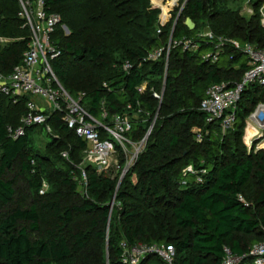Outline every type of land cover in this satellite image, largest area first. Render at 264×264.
I'll list each match as a JSON object with an SVG mask.
<instances>
[{"label": "trees", "instance_id": "obj_1", "mask_svg": "<svg viewBox=\"0 0 264 264\" xmlns=\"http://www.w3.org/2000/svg\"><path fill=\"white\" fill-rule=\"evenodd\" d=\"M45 1L49 11L60 15L58 11L63 6V10L69 11L76 4L73 8L80 14L87 9L84 0ZM129 1L140 8L149 2ZM223 4V0L186 2V20L191 19L196 28L190 31L185 23L179 22L175 25L173 39L189 37L199 42L200 48L196 52H183L180 47L172 50L167 68L164 60L144 61L150 52L167 43L144 34L143 43L131 41L121 24H113V37L108 42L95 45L84 41L81 47L59 35L58 29L53 40L62 55L53 61L52 67L72 96H79L81 77L70 83L68 60L73 57L76 62L99 63L106 73L104 85L83 97V105L96 118L101 119L103 104L108 112L104 122L110 123L116 114H132L127 108L129 104L137 110L140 103L151 117L157 114V120L145 149L122 182L125 185L128 175H136L133 190L138 195L130 194L127 188L118 190L121 173L100 175L94 166H88L85 168L88 196L81 198L78 204L66 206L61 188L68 187L77 194L83 171L69 165L65 172H51L49 178H55L59 189L41 194V174L47 168L43 158L35 152L31 138L34 130L44 126L28 128L25 136L13 139L8 128L19 127L27 112L29 97H21L17 103L1 98L0 207L6 211L0 215V264H126L122 260L123 244L132 248L142 243L172 246L175 264H224L227 251L234 257L244 258L250 256L255 245L264 242V149L249 152L243 140L246 117L264 101V88L253 86L246 92L235 126L224 135L220 124L207 123V115L200 110L211 85L232 86L250 66L247 56L233 47H226L215 63L202 57L201 52L210 47L215 49L218 40L199 37L198 25L208 23L219 36L264 48L260 19L256 27L250 22L245 28V20L225 11ZM19 10L18 0H0V37L15 40L0 45V67L6 74L22 63L30 43L31 32L18 16ZM152 13L154 15L146 22L149 28L156 22L159 11L152 10ZM87 33L89 29L81 26L78 37ZM116 54L120 56L117 58ZM127 61L134 65L128 72L123 68ZM144 83L148 91L140 93L138 88ZM164 85L160 103L152 92L161 93ZM151 121L135 120L128 138L141 141ZM49 125L75 139V144L63 138L57 141L61 153L69 154L65 160L70 161L74 152L86 150V143L62 121V114L52 113ZM199 130L204 134L202 142L195 139ZM18 161L22 172L28 175L32 204L27 209L11 207L16 195V179H7V175ZM120 161L124 165L123 155ZM190 165L196 174L185 175L184 170ZM252 189L256 192L253 200L249 194ZM114 197L122 201V205L110 208ZM146 210L160 212L155 215L156 220L170 217L178 235L155 239L145 227ZM110 225L107 237L106 229ZM162 225L167 231V223L163 221ZM94 242L107 243L106 261L81 257ZM139 264H162V261L155 257ZM248 264H254V260Z\"/></svg>", "mask_w": 264, "mask_h": 264}, {"label": "built area", "instance_id": "obj_2", "mask_svg": "<svg viewBox=\"0 0 264 264\" xmlns=\"http://www.w3.org/2000/svg\"><path fill=\"white\" fill-rule=\"evenodd\" d=\"M246 1L247 6L259 9L260 23L264 28V0ZM18 3L20 7L18 16L31 32L30 43L23 55L22 63L15 66L10 73H4L0 67V99L9 98L13 100V103H17L21 97H29V100L26 104L27 112L22 117L19 127L8 128L10 137L13 139L23 137L27 129L34 126H44L51 131L49 125L51 115L60 113L62 121L68 128L86 143L85 153L98 174L112 176L114 173H121L120 181H122L145 149L154 124L150 126L148 133L141 141L134 142L128 138L127 134L132 131L133 122L144 112L140 103H137V110L129 104L127 108L133 113L116 114L110 123L104 122L108 112L103 104L101 119L96 118L83 105V96L74 97L63 87L52 67L53 61L62 55V50L53 40L63 23L62 16L49 11L45 0H18ZM162 26L164 27L165 24L162 23ZM198 36L218 40L214 53L205 57L212 63L218 61L226 47H233L236 51L243 52L249 60L250 67L239 81L232 86H227L226 83L211 85L201 102L200 110L207 115V123L220 124L224 135L235 126L237 113L246 92L253 86L264 88V48L255 43L223 40L212 33ZM14 41L0 37V45ZM179 47L183 52H196L200 48V43L189 37H183L177 41L171 38L166 46L150 52L144 61L164 60L167 68L171 51ZM133 66L130 61H127L123 68L128 72ZM146 86L147 83L140 86L139 92L143 93ZM164 90L165 85L161 94H154L160 102L163 99ZM36 98L45 100L50 106L49 110L40 107L35 101ZM246 125L245 144L249 151L254 147L256 151L264 149V101H260L251 111L246 119ZM103 133L109 136L111 141L104 138ZM195 139L198 142L204 140L201 130L196 131ZM129 146L135 148L134 152L128 151ZM120 155L124 156V165L121 164ZM63 156L68 159V152L63 153ZM184 174H196V172L190 165L184 170ZM87 180V174L83 171L81 181L87 184ZM198 181L201 182L202 179L199 177ZM44 193L42 189L41 194ZM123 248L122 260L126 264H139L140 259L151 256L160 258L162 264H175V250L172 246L142 243L132 248L123 244ZM227 253L224 264H233L234 256L230 251ZM250 254L254 264H264V242L255 245Z\"/></svg>", "mask_w": 264, "mask_h": 264}, {"label": "rangeland", "instance_id": "obj_3", "mask_svg": "<svg viewBox=\"0 0 264 264\" xmlns=\"http://www.w3.org/2000/svg\"><path fill=\"white\" fill-rule=\"evenodd\" d=\"M187 1L188 0H149L148 4L144 8H140L139 5L131 3L129 0H116L115 2L114 0H84V3H86L87 5V9L81 14L77 13L76 9L74 10L73 7L76 4H73L71 8L68 9L69 11L63 10L65 9V6H63L62 9L58 11L61 13L63 20L62 25L59 27V35L67 37L68 40L75 43L76 47L83 46L85 44L84 41L90 42L89 44L97 45L104 41L108 42L113 37V33L111 31L112 29H114L113 24H121L125 26L128 32V39L131 41L141 43V37L144 34L149 36L150 38H160L162 42L168 44L170 39L174 36L175 25L179 22H186L184 8ZM223 3V5L225 6V11L233 12L240 18L245 20V23H243L245 28L249 26L250 22H253V27H256L257 22L260 19V15L258 12L259 9L257 7L253 8L252 6H247L246 0H223ZM219 7L221 8L222 6ZM152 10H158L159 13L157 15L156 22L154 23L152 28H149L146 22L148 17L154 15V13H152ZM220 11H222V8L220 9ZM162 23L165 24L164 27L162 26ZM93 25L95 26L92 27ZM81 26L87 27L89 29V33L78 37V31L80 30ZM214 32L215 31L208 23L198 25V35H206L208 33H212L215 37L222 38L223 40H234L225 36H219ZM214 51L215 49L213 47H210L207 50L202 51L201 55L205 58L206 56L213 54ZM119 56V54L115 55V57L117 58ZM68 61L70 83L76 82V80H79L81 77V80L79 82L80 84L77 89L79 96L84 97L86 94L94 91L101 85H104V77H106V73L104 68L99 63H94L91 61L76 62L73 57H71ZM147 91L148 89H145L143 93H147ZM152 93L154 96L155 93L161 94L162 91L161 93L157 91ZM35 100L42 108H46L47 110H49L50 106L45 100L41 98H36ZM126 114L129 115V113ZM150 118L152 119L151 125H155L157 114L155 117H151L144 111L141 116H139V119H144L145 122L148 123L151 120ZM50 129L51 131H49L47 127L37 128L36 130H34L33 137L31 138L33 141L35 152L41 158H43L44 164L47 168V170L41 174V177L43 179V190L45 192L49 190L59 189L60 186V184L56 182L54 177L49 178L51 172L55 170L59 172H65L69 165L73 166L74 168L80 169L81 171H85V168L88 166H94V164L91 163L87 154L85 153V150H83L82 153L74 152L73 158H71L70 161L65 160L63 153H61V148L57 147V141H60V139L63 138L64 140L67 139L70 144H75V139L73 135H62L51 125ZM246 137L247 133L244 134V142ZM104 138L111 141V138L109 136L105 135ZM134 150V147H128L129 152H134ZM251 151L252 150H250L249 152ZM209 158H211V156ZM21 167V162L18 161L15 165V168L10 173H8L7 179H16V195L11 207H22L27 209L32 204V198L30 195V188L28 186V175L22 172ZM115 174L116 173H114L112 176H114ZM50 179L52 180L51 182L49 181ZM75 179L78 181V177H76ZM120 179L117 186L120 192L125 191L127 188L128 190L126 191H128L130 194L138 195L133 190V186H135V184L137 183L136 175H128V182L126 181L125 185H122L123 179L122 181H120ZM185 180L189 179L186 178ZM61 191L63 193L64 204L66 206L78 204L81 198H83L84 196H88L87 184H85L81 180L79 182V187L76 190L77 194H73L72 190L65 186L61 188ZM249 194L253 200L254 195L256 194L255 189H252ZM121 205L122 201H119L117 197H114L110 202V208L120 207ZM5 211L6 208L0 207V215H2ZM158 214L161 213L156 212L155 210H146V212L144 213L145 227L149 230L150 233H152L155 239L162 238L165 235H178V230L171 218L167 216V218L163 219V217H161L159 220H156L154 217ZM162 219L165 223H167V226H165L167 228V231L162 225ZM109 228H111V225L106 229L107 237L110 236ZM108 254L109 250L106 242H94L81 257L88 256L92 259L106 261L108 259ZM154 258L155 257H146L144 259L152 260ZM144 259H140V263ZM252 261L253 257L251 254L250 256L247 255L244 258H233V264H248Z\"/></svg>", "mask_w": 264, "mask_h": 264}, {"label": "water", "instance_id": "obj_4", "mask_svg": "<svg viewBox=\"0 0 264 264\" xmlns=\"http://www.w3.org/2000/svg\"><path fill=\"white\" fill-rule=\"evenodd\" d=\"M185 26L190 30L193 31L196 28V24L191 20V19H187L185 22Z\"/></svg>", "mask_w": 264, "mask_h": 264}, {"label": "crops", "instance_id": "obj_5", "mask_svg": "<svg viewBox=\"0 0 264 264\" xmlns=\"http://www.w3.org/2000/svg\"><path fill=\"white\" fill-rule=\"evenodd\" d=\"M36 101V100H35ZM36 103H37V101H36ZM38 104V103H37ZM39 105V104H38ZM40 106V105H39ZM41 107V106H40Z\"/></svg>", "mask_w": 264, "mask_h": 264}]
</instances>
